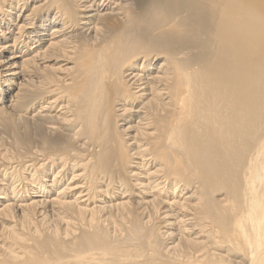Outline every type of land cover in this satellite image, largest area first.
Returning <instances> with one entry per match:
<instances>
[{"label": "bare ground", "instance_id": "6f19581e", "mask_svg": "<svg viewBox=\"0 0 264 264\" xmlns=\"http://www.w3.org/2000/svg\"><path fill=\"white\" fill-rule=\"evenodd\" d=\"M0 264H264V0H0Z\"/></svg>", "mask_w": 264, "mask_h": 264}]
</instances>
